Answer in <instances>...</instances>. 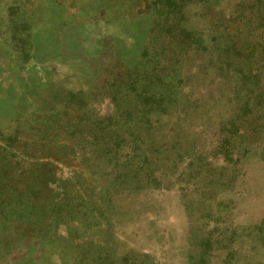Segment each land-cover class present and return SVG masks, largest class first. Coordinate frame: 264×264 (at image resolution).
Returning <instances> with one entry per match:
<instances>
[{"label": "rangeland", "instance_id": "374dc122", "mask_svg": "<svg viewBox=\"0 0 264 264\" xmlns=\"http://www.w3.org/2000/svg\"><path fill=\"white\" fill-rule=\"evenodd\" d=\"M98 2L0 0V264H264V104L236 118L244 79L264 88L263 31L244 26L264 0ZM234 13L247 58L218 21ZM176 20L202 45L182 84L158 32ZM138 61L157 62L160 82L143 83L171 100L128 120L110 70L120 81ZM97 117L109 142L127 127L138 139L102 152Z\"/></svg>", "mask_w": 264, "mask_h": 264}, {"label": "trees", "instance_id": "16d2710c", "mask_svg": "<svg viewBox=\"0 0 264 264\" xmlns=\"http://www.w3.org/2000/svg\"><path fill=\"white\" fill-rule=\"evenodd\" d=\"M240 18H242V14L234 13L233 18L231 17V15H228L227 17L224 16V18H222L221 20H218L221 22L222 26L227 27V30L233 29L234 35L231 38V41H229L230 42L229 50L230 52H235L237 56H240L242 54V48L237 50V47L238 46L240 47L241 44L247 45L246 50L252 49V48L251 49L249 48V44L248 42H246V40H244L243 43L241 42V38L243 35L242 29L231 27L232 24L236 22L237 20H240ZM175 22H172L170 25L169 24L164 25L162 27V31L159 28L158 32H160L159 35H162L163 33L162 40L160 41V45L161 46L164 45V46L162 47L161 52H163V50L167 48L165 41L168 39V37H171V39L173 40L172 42L174 43L175 48L167 50L168 55H169L168 57L169 62H166V65L170 66L172 74L177 78L176 79L177 84H180L182 82L183 77H185L184 68L188 64L187 63L188 55H190L191 53L193 54L198 53L200 50H202L201 49L202 45L199 42V40H192L189 37V34L185 30L180 29L179 20H176ZM245 23L246 24H244V26H248V25L251 26L254 24L258 26L259 28H261L263 31V40H264V17H261L260 19H258V22L253 23L252 21L248 20ZM262 45L264 46V44ZM146 50H147V47H145L144 52H146ZM253 50H254V47L251 51H249L247 55H242V56L246 58L249 57L252 54ZM143 55L145 56V53H143ZM144 56L142 57L143 59L145 58ZM156 65H157V62H155L154 65L150 66L149 68L150 70L147 69L144 71V66L146 67V63L144 64L143 62V64H141V62L138 61L132 67H128V69H125L124 71L125 74L121 76L122 80L120 81H118L117 78L113 76L114 71H112V69L110 70L111 80L115 83H118L120 87H124L127 90V92L123 94V96L121 95L122 97L120 96L121 93L119 92V90H116V89L111 90L108 93H110V96L112 97L111 101L113 102V104H117L116 106L118 108V111L128 116V120H130L129 119L130 117L138 114V106L142 108L143 110L146 107V104L152 103V99L156 100L157 104H163L167 100L168 101L171 100L170 99L171 94L162 93L160 89L157 90L156 88L149 90L150 85H146L145 83H143L144 79L142 77H146V73L148 74V76L152 78V82H156V85H157V81L155 80H158L160 82L162 77L160 75L161 73L157 70ZM248 70H251V69H248ZM248 70L246 74L250 72ZM244 76L245 74H243V77ZM245 79H244V83H241L242 84L241 86L244 87V95L240 98V101H243L242 103L243 105L237 110V117H236L237 119L240 116L242 117L248 113H251L256 107L260 106L259 104H264V88L259 89L258 84L254 82L253 87L248 88L249 89L248 90L246 88L248 87V85ZM140 84L142 86H139ZM131 92H136V98H138V100L135 99V102L133 104H140V105L132 106V103L128 100L130 98L129 94H131ZM148 93H150V96L145 95ZM126 104H128V106H126ZM19 118L20 117L12 121L13 125L17 124V122L21 120H24L23 117L21 119ZM96 119L97 120H96V124L94 127L95 129L94 135L91 136V138L89 139L90 141L92 140L99 141L97 145H101V147H103L102 152L104 151L106 152L108 150V146L110 145H112L113 148L114 147L119 148L121 144L122 145L127 144V139H128L127 137L129 138L134 137L135 140L138 139V134L136 133V130H134L132 127L131 128L127 127V128H124L122 132L117 134L114 137L112 142H109L104 136L103 132H105L106 129L102 125L104 124L108 125L111 122V120L109 119V117H106V118L97 117ZM128 120L125 121V124L129 123ZM145 123H147V121H145ZM226 126L229 129L228 133L233 134L236 132L235 124H233L232 121L228 120V123L226 124ZM72 129L76 130V128H72ZM74 133H76V131H74L70 137H72ZM43 140L44 139L42 138L40 141H43ZM77 145H81V143ZM91 147H93V143L91 142H83L81 147H77L79 148V152H82L80 159L83 163H87V164L90 163L89 160L87 159L86 154L88 152L89 153L91 152ZM222 147H220V149L222 150V154L226 155V153L232 152L230 149H226ZM196 159L198 161L199 166L203 164V161L201 160V154L199 152H198V156Z\"/></svg>", "mask_w": 264, "mask_h": 264}, {"label": "water", "instance_id": "95a60500", "mask_svg": "<svg viewBox=\"0 0 264 264\" xmlns=\"http://www.w3.org/2000/svg\"><path fill=\"white\" fill-rule=\"evenodd\" d=\"M97 9H100L101 7H104L106 4V0H98ZM133 62V59L131 58L129 63L131 64Z\"/></svg>", "mask_w": 264, "mask_h": 264}]
</instances>
